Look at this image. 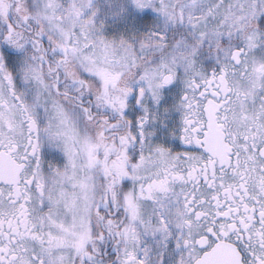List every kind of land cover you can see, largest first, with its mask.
I'll list each match as a JSON object with an SVG mask.
<instances>
[{
  "label": "snow or ice",
  "instance_id": "6c2138e0",
  "mask_svg": "<svg viewBox=\"0 0 264 264\" xmlns=\"http://www.w3.org/2000/svg\"><path fill=\"white\" fill-rule=\"evenodd\" d=\"M0 264H264V0H0Z\"/></svg>",
  "mask_w": 264,
  "mask_h": 264
}]
</instances>
